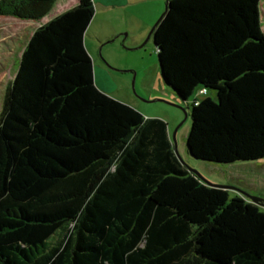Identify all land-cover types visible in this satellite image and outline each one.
I'll return each mask as SVG.
<instances>
[{"label":"trees","instance_id":"obj_1","mask_svg":"<svg viewBox=\"0 0 264 264\" xmlns=\"http://www.w3.org/2000/svg\"><path fill=\"white\" fill-rule=\"evenodd\" d=\"M55 1L0 0V16L38 21ZM262 2L166 0L152 30L163 80L184 101L205 95L190 111L193 158H264ZM93 13L78 0L35 28L6 87L0 264H264L260 205L206 184L164 120L95 84Z\"/></svg>","mask_w":264,"mask_h":264},{"label":"rangeland","instance_id":"obj_2","mask_svg":"<svg viewBox=\"0 0 264 264\" xmlns=\"http://www.w3.org/2000/svg\"><path fill=\"white\" fill-rule=\"evenodd\" d=\"M153 3L152 0H144L138 6L127 8L126 13L131 12L133 16L128 15L121 19L119 21L121 26L136 27L138 20L149 14ZM165 3L166 0H163L161 12L140 43L142 45L140 48L130 50L123 44L125 30L123 34L115 35L113 40L105 45V48L121 46L125 50H122V53L112 50L109 53L110 58L106 56V60L98 47V58L109 72L107 80H99L102 90L115 99L139 107L145 118L164 120L182 165L196 172L206 184L226 190L229 197L242 195L249 199L241 193L244 192L264 200V158L216 163L193 158L188 153L186 139L191 127L192 102L196 99L194 104H197L205 95L198 96L195 91L184 101L160 74L153 36L150 34L148 37V34L164 11ZM261 11L264 19V0ZM38 22L9 15L0 16V110L6 87L15 76L22 50ZM207 95L214 98L212 91H207ZM260 208L264 211L263 206Z\"/></svg>","mask_w":264,"mask_h":264},{"label":"crops","instance_id":"obj_3","mask_svg":"<svg viewBox=\"0 0 264 264\" xmlns=\"http://www.w3.org/2000/svg\"><path fill=\"white\" fill-rule=\"evenodd\" d=\"M143 1L144 0H92L94 13L85 31L84 45L94 65L93 74L94 81L96 82L95 84L100 89L103 87L99 80H107L109 72L98 58V47L99 52H101L106 60V56L110 58L109 53L112 50L122 53L123 48H121V46H117V48H105V45L111 42L115 35H121L123 34V30H125L126 35L124 36L123 44L129 47L130 50L140 48L142 46L140 43L161 12L163 0H152L154 3L150 8L149 14L143 19L140 18L136 27H133V25H125V27H122L119 21L128 15L133 16L131 12L129 14L126 13L127 8L138 6L142 4ZM77 2L78 0H56L51 10L43 18L38 20L39 22L36 28L55 15L74 6ZM135 108L140 110L139 107Z\"/></svg>","mask_w":264,"mask_h":264},{"label":"water","instance_id":"obj_4","mask_svg":"<svg viewBox=\"0 0 264 264\" xmlns=\"http://www.w3.org/2000/svg\"><path fill=\"white\" fill-rule=\"evenodd\" d=\"M158 19H159V18H158ZM158 19L155 21V23L153 24L152 28L150 29L149 34H148V37L150 36V34H152V30H153V28L155 27V25H156ZM175 153H176V151H175ZM193 172H194V171H193ZM194 173H196V172H194ZM196 174H197V173H196ZM197 175H198V174H197ZM241 193H242L243 195H245L246 197H248L252 202H254V203H256V204H258V205H260V206H264V200H263V199H261V198H259V197H255V196L249 195V194L244 193V192H241Z\"/></svg>","mask_w":264,"mask_h":264},{"label":"built area","instance_id":"obj_5","mask_svg":"<svg viewBox=\"0 0 264 264\" xmlns=\"http://www.w3.org/2000/svg\"><path fill=\"white\" fill-rule=\"evenodd\" d=\"M201 93H203V92L201 91Z\"/></svg>","mask_w":264,"mask_h":264}]
</instances>
